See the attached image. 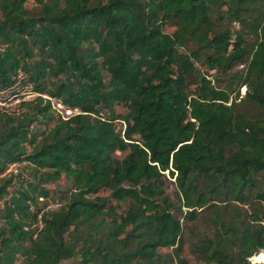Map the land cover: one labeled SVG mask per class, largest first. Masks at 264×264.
Listing matches in <instances>:
<instances>
[{"label":"trees","instance_id":"obj_1","mask_svg":"<svg viewBox=\"0 0 264 264\" xmlns=\"http://www.w3.org/2000/svg\"><path fill=\"white\" fill-rule=\"evenodd\" d=\"M31 2L0 0V87L37 94L0 110V264H264V0Z\"/></svg>","mask_w":264,"mask_h":264},{"label":"rangeland","instance_id":"obj_2","mask_svg":"<svg viewBox=\"0 0 264 264\" xmlns=\"http://www.w3.org/2000/svg\"><path fill=\"white\" fill-rule=\"evenodd\" d=\"M34 1L35 0H33V2ZM33 2H31V3H33ZM25 81H27V79H24V80L22 79L21 82L18 85L19 86L24 85L25 84ZM245 91H246V87L245 86H242L240 88V96L244 95ZM35 96H37L36 93L28 92L25 89H18V90L10 91V92H8V94H6V107H4L5 108V111H8V112L14 111V112L18 113V112H20L22 110H21V107L20 106L15 107V105H14L15 104V100L17 98H25V100H32ZM51 102H52L51 104H52L53 108L56 109V110H59V112L61 113L62 110L58 106V102L56 100H54L53 98L51 99ZM116 109L119 112H122L123 111V109L121 107H117ZM63 115H65V114L63 113ZM119 128L120 127H118V129ZM124 154H125V152H121V151H116V153H115V155L118 158L123 157ZM18 171L19 172L22 171L23 175L25 176L30 171V167L27 166L25 163H23L21 165L11 164V165H9L6 173L9 172L11 174H16ZM50 187L52 188L53 186L50 185ZM173 189H174V186L171 183H169L168 184V187L166 189V192H167L168 196L171 197V198H173ZM102 194L104 195L105 193H102ZM39 202H40V204H43L44 202H47L48 208H56L58 206V204H56V201L55 200H52L50 198L48 200H46V201L45 200H42V199H39ZM167 251H169V249H167V248L166 249H163V252H167ZM183 256H185L188 259V264H201V263H198L197 261L193 260L192 257H191V255H189L186 252L183 253ZM257 258H258V260H257ZM254 260H256L255 262H263L264 261V250L260 251V253L257 255V257ZM16 264H24V263L22 262V259L19 257L17 259V261H16ZM61 264H70V262L69 261H64Z\"/></svg>","mask_w":264,"mask_h":264},{"label":"built area","instance_id":"obj_3","mask_svg":"<svg viewBox=\"0 0 264 264\" xmlns=\"http://www.w3.org/2000/svg\"><path fill=\"white\" fill-rule=\"evenodd\" d=\"M14 79L15 82L11 86L0 87V110H5L4 107H6V94H8V92L18 89H25L28 92H31L32 90V85L29 82L25 81L24 85H18L22 79H26V75L21 70H18L17 75L14 77ZM23 101H25V98H17L14 104L15 107L19 106ZM58 106L61 108L62 113H64L65 116L71 115V109L64 108L60 103H58Z\"/></svg>","mask_w":264,"mask_h":264},{"label":"bare ground","instance_id":"obj_4","mask_svg":"<svg viewBox=\"0 0 264 264\" xmlns=\"http://www.w3.org/2000/svg\"><path fill=\"white\" fill-rule=\"evenodd\" d=\"M257 257V256H256ZM256 257H254V259L256 258ZM259 258V257H258ZM258 258H257V260H258ZM254 259H251V260H253V261H256V260H254ZM264 262V261H263Z\"/></svg>","mask_w":264,"mask_h":264}]
</instances>
